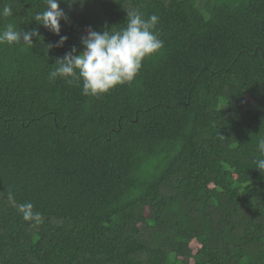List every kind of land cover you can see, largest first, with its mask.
Returning <instances> with one entry per match:
<instances>
[{"label": "trees", "instance_id": "obj_1", "mask_svg": "<svg viewBox=\"0 0 264 264\" xmlns=\"http://www.w3.org/2000/svg\"><path fill=\"white\" fill-rule=\"evenodd\" d=\"M0 264H264V0H0ZM156 15L163 47L100 96L50 73L89 27ZM31 202L42 223L24 221Z\"/></svg>", "mask_w": 264, "mask_h": 264}, {"label": "clouds", "instance_id": "obj_2", "mask_svg": "<svg viewBox=\"0 0 264 264\" xmlns=\"http://www.w3.org/2000/svg\"><path fill=\"white\" fill-rule=\"evenodd\" d=\"M79 2L82 4L83 0ZM45 3L46 9L35 13L33 20L54 35L60 36V22L67 19L60 4L67 3L71 7L77 0H45ZM12 15L10 6L0 9V16ZM157 22L156 15L145 18V14L137 9L127 12L126 26L119 31H112V27L98 32L89 27L87 34L80 37L83 50L78 52L73 46L58 59L55 63L59 66L50 73V79L59 77L67 84L82 85V94L93 97L103 95L117 85L133 81L142 62L163 47L162 40L154 32ZM33 37H40L36 29L18 31L14 25L8 24L0 30V45L23 42L31 46ZM66 40V36H60L54 45H47V49L62 47ZM258 148L260 156L254 161L255 168L264 173V139L259 140ZM8 199L17 207L24 221L42 223L41 214L33 211L31 202L16 205L11 194Z\"/></svg>", "mask_w": 264, "mask_h": 264}]
</instances>
